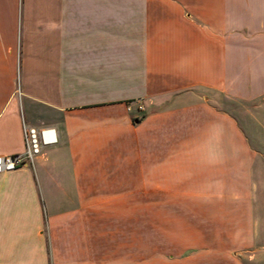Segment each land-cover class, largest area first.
Segmentation results:
<instances>
[{"label":"crops","instance_id":"0c3cea01","mask_svg":"<svg viewBox=\"0 0 264 264\" xmlns=\"http://www.w3.org/2000/svg\"><path fill=\"white\" fill-rule=\"evenodd\" d=\"M222 96L264 111V0H0V154L58 136L0 173V264H264Z\"/></svg>","mask_w":264,"mask_h":264},{"label":"built area","instance_id":"2783aa9c","mask_svg":"<svg viewBox=\"0 0 264 264\" xmlns=\"http://www.w3.org/2000/svg\"><path fill=\"white\" fill-rule=\"evenodd\" d=\"M25 150L13 154H0V173L20 165L33 163L46 145L58 142L56 129L51 126L37 127L24 122Z\"/></svg>","mask_w":264,"mask_h":264},{"label":"rangeland","instance_id":"374dc122","mask_svg":"<svg viewBox=\"0 0 264 264\" xmlns=\"http://www.w3.org/2000/svg\"><path fill=\"white\" fill-rule=\"evenodd\" d=\"M219 103L223 108L234 109V113L237 115L239 122L246 127L248 125L249 135L251 136V141L256 144L257 149L263 152L264 155V111H244V105L241 103H235V101L230 100L226 97H221ZM257 103H250V108L255 109ZM243 110V111H240ZM263 247V246H262ZM257 248H260L259 246Z\"/></svg>","mask_w":264,"mask_h":264}]
</instances>
